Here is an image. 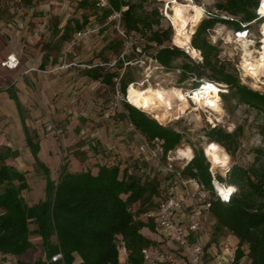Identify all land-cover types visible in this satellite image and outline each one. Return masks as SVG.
I'll return each mask as SVG.
<instances>
[{"label": "trees", "instance_id": "16d2710c", "mask_svg": "<svg viewBox=\"0 0 264 264\" xmlns=\"http://www.w3.org/2000/svg\"><path fill=\"white\" fill-rule=\"evenodd\" d=\"M105 1L103 18L120 12L122 32L127 37L137 36L142 51L155 48L150 56L159 66L170 71L176 67L177 60L184 61L179 67L180 83L191 80L194 88L199 86L200 80L223 84L227 89L220 95L223 101L235 100L237 105H246L264 116V94L242 85L235 67L220 57V49L209 40V32L217 24L240 32L260 23L256 15L259 0H216L215 11L206 10V16L190 39V46L200 53V62L191 60L183 49L171 43L170 25L160 26L163 16L157 7H146L148 0ZM73 22L74 28L79 30L87 19ZM69 26L64 28L63 40L68 38ZM135 44L130 45L132 51ZM116 45L121 46V41H115L113 46ZM131 58L118 59L116 68L121 69L122 63L130 62ZM101 70L100 66H95L87 74L109 85L119 76L118 71L102 73ZM130 83L132 80L126 75L120 77L123 95ZM124 109L130 123L144 138L159 137L164 141L165 152L175 150L182 143L183 134L163 126L128 103H124ZM22 128L34 162L48 174V168L37 156L36 135H32L24 123ZM262 130L264 135V125ZM242 134L240 126L231 132L215 126L207 129L205 137L208 143H217L234 157ZM10 154L12 152L6 149L5 155H0L1 264H122L121 245L127 251L128 264H142L141 249L155 244L142 234L144 229L153 231V222L141 219L156 203L159 192L154 185L141 184L120 163L97 165L93 173L90 170L69 172L63 168L56 183L48 180L45 200L28 205L21 195L26 188L25 174L5 163ZM261 154V149L256 150L254 162L248 168L232 166L226 179L215 176L219 182L235 187L227 203L214 200L210 207L214 230H226L237 240L233 264H239L243 257L249 264H264V158ZM181 174L194 176L211 189L212 177L201 149L194 150ZM136 203L138 206L131 210ZM30 224L36 227L30 229ZM31 236H38L40 243L35 245ZM37 250L43 253L44 260H22L29 251ZM58 253L61 259L51 261Z\"/></svg>", "mask_w": 264, "mask_h": 264}, {"label": "rangeland", "instance_id": "374dc122", "mask_svg": "<svg viewBox=\"0 0 264 264\" xmlns=\"http://www.w3.org/2000/svg\"><path fill=\"white\" fill-rule=\"evenodd\" d=\"M32 1H35L37 4L39 2L48 3L46 15L41 14L37 16L41 10H31L34 16L38 17L37 22L25 20L28 31H32L35 27L40 28L38 34L40 35L41 43L43 42L42 49H45L44 51L48 56V61L44 68H28L22 72L27 78L25 80L27 81L26 85L28 88H26L25 92L31 93L36 97V104L39 107L44 108L46 105L48 110H44L40 115H26L25 119L26 124L32 132L37 130L40 131L41 135H49L51 137L57 158L52 157L50 159L43 152L39 154L38 158L48 168V174L44 173L42 169H39L36 163L33 164L34 160L31 155L29 156L32 162L31 165L27 164L26 160L23 159L22 168L26 171L24 172L26 188L21 192V195L24 201L28 205L43 202L46 198L48 180L56 183L62 169H67L70 158L86 159L87 154L92 155L93 150L103 148V141L105 140L115 149L116 153L120 152L119 155L122 157L125 149L130 153L127 161H125L127 173L128 171L131 172L133 177L138 179L141 184L148 183L154 185L157 193L166 191L168 187L167 178L156 169V165L152 161H145L137 152L138 141L135 140L134 132L130 127L131 123L124 109V103H128L126 96L127 90L125 95L122 94V97H116L113 84H106L101 79L93 80L87 73L95 66H100L102 73L118 71L119 76L124 75L125 77L126 75V78L132 80L130 84H134L140 89L147 87H162L164 89L175 87L181 89L185 94L198 89V87L194 88L195 84L191 80L179 82V67L184 61L181 59L177 60L175 62L176 67L169 71L159 66L151 58L150 55L154 53L155 48L142 51L141 53H138L136 49L132 51L130 49L132 43H136V47L141 48L137 44L138 37L132 36L124 40L119 36L114 27L115 23L110 21L108 17L103 18L102 16V7H107L105 0L103 2L101 0ZM169 1L148 0L146 7L148 9L153 7L158 8V11L163 16L160 26L166 27L170 25L173 36V26L169 18L172 13V4L169 5ZM175 1L183 5L192 3L201 7L204 17L206 16V10L215 11L213 5L216 0ZM20 4L17 0H0V9H2L1 12L4 15L8 13V8L19 9V11L23 12L24 9H20ZM61 8V13H58ZM19 11L14 10L13 12L19 13ZM66 18L77 20L79 23L87 19L85 26L79 29L86 31V34L82 38L76 39L75 34L79 30L74 28V22H72L67 31V41L60 43L58 35H56V30H58V26ZM261 22H257L249 30H245L248 31L246 37H237L233 29H229L222 24H217L210 30L209 40L220 49V57L230 61L235 67L242 85L264 94V76L259 77V80L256 81L244 71L242 65L243 40H246L247 43L251 42L248 49L252 52L254 58L258 56L256 52L262 46ZM196 27L197 25L193 27V33ZM3 35L4 41L10 40V36L5 32H3ZM27 40L29 38H25V36L21 38L18 46L22 50L26 51L27 48L25 46L30 44ZM118 40L121 41L122 45L113 46V43ZM171 43H173L172 37ZM51 45L52 47H50ZM185 53L191 60L195 62L201 61V57H193L186 51ZM121 54H124V57H132V60L130 62H123L121 69L118 70L116 68L118 66V59L124 61V58L121 59L120 57ZM30 74L35 75L34 78H31ZM220 85L225 90L219 93L220 99L217 102L218 108L221 111H213L208 106L198 107L194 105L193 100L187 98L189 108L183 114H180L178 118L172 121L159 122L163 126L172 128L183 134L182 143L171 152V156L174 158V169H177L186 161L176 154L178 149H184L186 147L190 148L192 156L194 150L201 149L209 165V170L213 171L215 176L219 175L223 179H226L227 172L234 165L248 168L254 162L256 150L261 149V156L264 158V135L262 134L264 116L257 110L249 108L246 105H237L235 100H230L229 102L223 101L220 95L221 93H226L227 89L225 85ZM48 92H53V94L50 96L52 99L48 100L49 104H46L43 93ZM112 103H115V105H112ZM176 104L178 103L174 102V105ZM195 108L196 110H194ZM144 113L150 118L155 119L152 114ZM215 126L221 127L228 132L233 131L237 126L242 127L243 130L240 146L234 157L230 156L231 163L224 171L221 169L212 170L211 163L208 161L204 152V146L208 144L205 133L208 128ZM91 133H98V136L91 138L89 137ZM11 134L9 135L7 132L0 130V136L7 137L8 141L12 138ZM8 136L10 137L8 138ZM85 145H89L88 150ZM118 149L120 150L119 152L117 151ZM26 151L29 150L27 149ZM5 153L6 148L1 146L0 155H5ZM116 155L118 156V154H114L113 156L115 157ZM11 159L13 160L14 158ZM110 160L107 163H119L116 158H111ZM95 163L97 162L95 161L92 166L96 165ZM6 164L10 165L9 163ZM88 170L91 171V167ZM219 183L226 185L225 182ZM137 206V203L134 206L132 205L131 210ZM141 219L146 221L143 216ZM207 225L210 226L209 224ZM208 226L205 229H208ZM35 227L34 224L29 225L30 229H34ZM210 227L209 231L212 232L211 236L216 237L214 241L219 238H224L228 234L226 230L216 232L214 225L211 229ZM31 241L35 245L39 243L34 236H31ZM244 249L246 251L245 247ZM22 260L25 262L44 260V255L40 250L29 251ZM239 263L249 264V260L243 257Z\"/></svg>", "mask_w": 264, "mask_h": 264}, {"label": "built area", "instance_id": "2783aa9c", "mask_svg": "<svg viewBox=\"0 0 264 264\" xmlns=\"http://www.w3.org/2000/svg\"><path fill=\"white\" fill-rule=\"evenodd\" d=\"M261 6L262 0H259L256 15L257 19L263 21L264 17L259 14ZM108 19L115 23V30L122 39L129 38L120 28V12H113ZM245 30L247 29L236 32V36L246 37L248 31ZM85 34L84 30L78 31L75 38L80 39ZM135 49L138 53L142 52L139 47ZM120 57L123 59L124 54ZM1 66L14 69L18 66V61L10 55L1 63ZM120 77L113 80L114 93L119 98L123 94ZM203 83L204 80H200L198 89ZM130 127L134 132L135 140L138 141L137 152L145 161H152L156 169L167 178L168 183V191H160L155 199L154 207L143 215L146 220L153 222L154 229L151 234L154 237L151 240L155 244L141 249L142 264H233L236 247L229 242H221L208 252L203 233L207 224L214 225L210 216L212 201L219 200L227 203L234 191L225 199L218 191V186L224 189L227 185L220 184L211 170H209L212 177L211 189L194 176H183L181 171L189 160L185 159L184 163L174 169L172 151L165 152L164 141L161 138L154 137L148 140L132 124ZM120 254L127 257V251L123 245L120 246L119 256ZM59 259H61L60 253L51 257L53 262Z\"/></svg>", "mask_w": 264, "mask_h": 264}, {"label": "crops", "instance_id": "0c3cea01", "mask_svg": "<svg viewBox=\"0 0 264 264\" xmlns=\"http://www.w3.org/2000/svg\"><path fill=\"white\" fill-rule=\"evenodd\" d=\"M17 1L21 3L20 9H24L23 12L19 11V9L8 8V13L4 15L1 12L2 9H0V63H2L10 55L14 56L18 61V66L14 69H8L5 67L3 68L0 66V130L7 132L9 135L10 133H12V138H10V141H8L7 137L0 136V147L4 146V148L9 149L12 152V154H10L5 159V161H7L6 163H9L11 166L24 173L26 171L22 168L23 159L26 160L27 164L31 165L32 162L29 157L31 155L30 151H26L28 147L26 145L22 123L27 126L29 132L32 135H36L37 137L36 141L39 145V152L37 155L38 157L42 152L50 159L52 157L57 158V155L54 151L55 146L54 143H52L53 141L51 140V137L49 135L43 136L41 135L40 131L37 130L35 132H32L29 129V126L26 124V115H40L44 110H48V108L46 105L44 108L41 106L39 107L36 104V97L31 93L25 92L26 88H28L26 85L27 81L25 80L27 78L23 75L22 72L23 70L28 68H44L48 61V56L44 51L45 49H42L43 42L41 43L40 35L38 34L40 28L35 27L34 29H32V31H28V29H26L27 27L25 21L31 20L33 22L38 19V17L34 16V14L32 13L33 9L41 10L38 13L39 15L37 16H40L41 14L46 15L48 3L39 2L37 4L32 0ZM34 4L35 6H33ZM14 10H18L19 13L13 12ZM61 10L62 8L60 9V12H56L61 13ZM68 18L64 19L63 22L58 26V30H56V35H58V40L60 43L67 41L68 38L66 40L62 39L64 28L74 21ZM3 32L10 36L9 41L3 40ZM66 35H68V33H66ZM23 36H25V38H29V40L27 41L30 42L29 45L25 46L27 48L26 51L22 50L20 46H18ZM50 47H52V45ZM34 76L35 75L30 74L31 78H34ZM43 94L45 96L44 100L46 101V104H49L48 100L52 99V97L50 96H52L53 92ZM94 136L97 137L98 133H91L89 137L92 138ZM9 137L10 136H8V138ZM103 142L104 147L99 148V150L95 151H92L90 149V151H92V155L87 154L86 159H76L75 157L70 158L67 165V171L77 172L81 170H88V168L91 167V172L93 173L96 171L97 165L106 164L108 161H111V158H116L122 166L126 167L127 165L125 164V161H127L130 153H128V151L125 149L122 157L121 155H119V149L117 150L119 153H116L115 149L110 146L107 140ZM85 147L87 150L89 149V145H85ZM42 149H44V151H42ZM121 151L123 152V150ZM114 154H118V156L116 155L114 157ZM11 158L14 159L12 160ZM95 161L97 162L95 163L96 165L92 166ZM33 164H35V162ZM207 226L205 227L207 228ZM210 226L212 227L213 224H210ZM210 226H208V229H205L203 233V240L206 244V249L208 250V252H211L214 246L221 242H229L233 247H236L237 240L229 233L224 238H219L218 240L214 241L216 237L211 236L212 232L209 231ZM142 234L149 239H152L154 237L146 229L142 231ZM34 237L40 243V238L38 236ZM209 240L210 242L208 243ZM126 260V256L120 255V262L122 264H128Z\"/></svg>", "mask_w": 264, "mask_h": 264}, {"label": "bare ground", "instance_id": "6f19581e", "mask_svg": "<svg viewBox=\"0 0 264 264\" xmlns=\"http://www.w3.org/2000/svg\"><path fill=\"white\" fill-rule=\"evenodd\" d=\"M170 4H172V13L169 18L174 31L172 36L173 44L184 49L193 57H200V53L190 46V39L193 34V27L198 25L204 17L203 9L192 3L179 4L175 0H170ZM259 14L264 17V0H262V6L259 8ZM239 37L242 36L240 35ZM261 44V48L256 52L258 56L254 58L252 52L248 49L251 42L247 43L246 40L242 42L243 69L256 81L259 80V77L264 76V20L261 22ZM224 91L222 85L209 81H204L201 88L185 94L181 89L175 87L168 89L162 87L140 89L134 84H130L127 88L126 96L127 102L130 105L152 114L158 122L164 123L178 118L180 114H183L189 108L187 98H191L195 103L194 105L198 107L208 106L213 111H221L218 108L217 102L220 99L219 93ZM174 102L178 104L174 105ZM204 152L211 163L212 170L221 169L224 171L229 167L231 163L230 156L217 143L211 142L206 144ZM176 154L182 159L190 160L192 158L191 150L188 147L178 149ZM229 189L235 190L234 186L231 185L226 186L224 189L218 186V191L223 194L224 198L233 192H230Z\"/></svg>", "mask_w": 264, "mask_h": 264}, {"label": "clouds", "instance_id": "9594fccd", "mask_svg": "<svg viewBox=\"0 0 264 264\" xmlns=\"http://www.w3.org/2000/svg\"><path fill=\"white\" fill-rule=\"evenodd\" d=\"M229 191L231 192V191H233V189H229ZM225 199H227V196H225Z\"/></svg>", "mask_w": 264, "mask_h": 264}]
</instances>
